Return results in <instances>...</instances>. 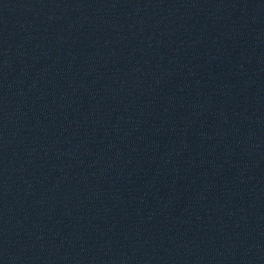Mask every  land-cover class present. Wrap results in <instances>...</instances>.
<instances>
[{
	"label": "water",
	"instance_id": "95a60500",
	"mask_svg": "<svg viewBox=\"0 0 264 264\" xmlns=\"http://www.w3.org/2000/svg\"><path fill=\"white\" fill-rule=\"evenodd\" d=\"M0 264H264V0H0Z\"/></svg>",
	"mask_w": 264,
	"mask_h": 264
}]
</instances>
